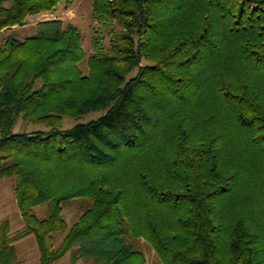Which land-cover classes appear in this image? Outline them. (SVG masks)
I'll return each instance as SVG.
<instances>
[{"label": "trees", "instance_id": "obj_1", "mask_svg": "<svg viewBox=\"0 0 264 264\" xmlns=\"http://www.w3.org/2000/svg\"><path fill=\"white\" fill-rule=\"evenodd\" d=\"M61 1L0 0V180L23 222L0 264L28 235L39 264H146L139 239L161 264H264V0H93L113 33L86 57L58 19L16 36Z\"/></svg>", "mask_w": 264, "mask_h": 264}, {"label": "rangeland", "instance_id": "obj_2", "mask_svg": "<svg viewBox=\"0 0 264 264\" xmlns=\"http://www.w3.org/2000/svg\"><path fill=\"white\" fill-rule=\"evenodd\" d=\"M92 3L93 0L61 1L51 12H40L38 14L28 16L25 25L14 27V33L18 38L21 39L34 33L37 22L48 19H58L61 20L63 25L70 23L76 26L81 34V45L86 57L90 53L95 52L94 41H97V44H101L103 48L106 49L113 33L111 28H106L101 20L93 17ZM10 32L11 30H0V42ZM79 67L83 72H86L87 66L85 59L79 64ZM96 116V113H89L80 117L79 119L65 117L62 121V129L68 128L77 122L88 121L89 119L95 118ZM37 127H39V129H44L42 126ZM34 128L35 127L30 124L17 121L13 127V131H31ZM10 184H12V194L8 191ZM13 184V177H4L0 180V230L11 232L10 236L14 235L16 231L21 229L23 225L21 215L16 206L15 197L13 194ZM83 205L84 204L76 200H71L63 205L62 217L67 226H70L76 220L78 215L81 213ZM50 208L51 201H46L34 206L32 212L38 219H45L48 217ZM64 233L65 232L63 231H59L53 234V245L55 247L60 244ZM126 239L128 242V238ZM24 240V244L28 245L30 242L32 244V247L30 244V250H28L27 254L25 255L29 259L24 258L28 261L26 264H38V261H36L37 259L33 260L32 258L36 253H38L37 245L36 252H34L33 246L36 244L34 236L28 235V237H26ZM133 242L134 248L143 253L146 259V264H161L160 260L148 243L141 239L134 240ZM56 264H70L69 255L65 254ZM76 264H91V262L80 259L76 262Z\"/></svg>", "mask_w": 264, "mask_h": 264}, {"label": "crops", "instance_id": "obj_3", "mask_svg": "<svg viewBox=\"0 0 264 264\" xmlns=\"http://www.w3.org/2000/svg\"><path fill=\"white\" fill-rule=\"evenodd\" d=\"M8 191L12 194V184L9 185ZM0 232H1L0 233V236H1V234H2L3 231L0 230ZM6 232H7V235L10 236V233L11 232H8V231H6ZM26 237H28V236H26ZM26 237H24L22 239H19V240L15 241V242H13V246H14V249H15V255H16V261L18 262V264H26L28 262L27 260H25V259L28 258L25 255L27 254V251L30 250V244H31V242L28 245L24 244L25 243V240L24 239ZM31 247H32V244H31ZM33 247H34V252H36V244ZM32 258H33V260H36L37 259L36 261H38L39 254L36 253L35 256L32 257ZM38 264H39V262H38Z\"/></svg>", "mask_w": 264, "mask_h": 264}]
</instances>
